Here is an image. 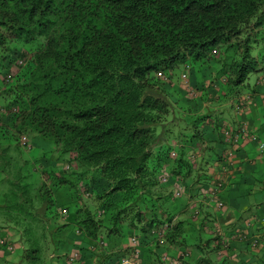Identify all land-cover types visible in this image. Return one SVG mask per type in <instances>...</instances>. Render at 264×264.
<instances>
[{
    "label": "trees",
    "instance_id": "obj_1",
    "mask_svg": "<svg viewBox=\"0 0 264 264\" xmlns=\"http://www.w3.org/2000/svg\"><path fill=\"white\" fill-rule=\"evenodd\" d=\"M262 71L264 0H0V228L21 248L0 233V264H163L169 245L229 264L233 240L262 247L221 223L225 129ZM58 187L74 191L61 207Z\"/></svg>",
    "mask_w": 264,
    "mask_h": 264
},
{
    "label": "crops",
    "instance_id": "obj_2",
    "mask_svg": "<svg viewBox=\"0 0 264 264\" xmlns=\"http://www.w3.org/2000/svg\"><path fill=\"white\" fill-rule=\"evenodd\" d=\"M262 75L264 76V71L256 76V82L250 83L249 89L243 91L238 98L240 105L234 112V123H240L234 125L232 131L235 129L239 131V127H243V130L241 133L239 131L236 139H233L229 146L235 160L234 170L232 175H229L227 184L223 189L224 196H228L229 203L233 204L231 206H234V209H230L228 203V207L224 208L225 212L221 215L223 219L221 223L228 225L227 228L237 227L249 231V236H260L264 241V222L262 218L256 217L257 211L262 209L264 216V205H260L263 204L264 198L257 202L252 195H249V193L262 192L264 189V154L260 152L259 143L257 142L258 140L264 142V83L259 81ZM253 137L256 138L253 139ZM257 204L259 206L251 211L253 216L250 212L246 213L247 208L255 207ZM209 207L210 203H207L205 209L211 210ZM237 210L244 212V215H251L252 220L243 219L244 215L238 216L235 213ZM185 213L186 211L182 215L177 213L175 217H178L177 219L182 218L186 216ZM231 243L230 254L232 257L229 264H264V244L259 249L251 251L246 241L235 239ZM168 250L172 253L175 248L171 245ZM203 254H205V251ZM190 261L191 263L184 264H195L196 258L193 257Z\"/></svg>",
    "mask_w": 264,
    "mask_h": 264
},
{
    "label": "rangeland",
    "instance_id": "obj_3",
    "mask_svg": "<svg viewBox=\"0 0 264 264\" xmlns=\"http://www.w3.org/2000/svg\"><path fill=\"white\" fill-rule=\"evenodd\" d=\"M219 55V54H218ZM217 55V56H218ZM214 63H212V66L210 65H202L201 67L199 68H196L195 67H191L190 71H191V77H192V81H195L198 79V77H200V81H203V80H207L208 77L210 75H212V71L213 69H216V67L218 66V63L217 61H213ZM217 65V66H216ZM216 66V67H215ZM213 67V68H212ZM178 71H180V67L178 66L177 67ZM186 72L185 68L183 69V67L181 68V73L184 74ZM201 72V73H200ZM195 76V77H194ZM256 76H257V73L256 72H251L249 75H248V78H247V81H249L250 83H253L256 79ZM69 191H71L72 195L73 194V189L70 188V190H67L66 188L64 187H58L55 189V192H54V197L56 199V202L57 204L61 207L63 206V203H65L67 200V198H71L72 195L69 194ZM174 196H176V199H173L171 200V203H170V209H174L175 211H178L177 213L179 215H182L186 210H182L183 208L181 207V205L179 206V204L181 203H185L187 201V198L185 196H180L179 197V194L176 195L175 193H173ZM249 195L257 201L259 202L258 200H261L262 198H264V189L262 190V192H255V193H249ZM73 197V196H72ZM222 197V196H220ZM264 201V200H263ZM233 205V204H231ZM253 205V204H251ZM260 205H264V202L263 204H260ZM257 206H259L258 204L254 207H251V208H247L246 210V213H251V215L253 216V212L252 209H255ZM230 209H234V206H230L229 207ZM257 211V210H256ZM263 209L262 210H258L257 211V214H256V217L257 218H262L263 216ZM235 213L238 215V216H243L244 215V212H242L241 210H237L235 211ZM250 215V216H251ZM245 217L243 219H250V216L248 214L244 215ZM253 218V217H252ZM72 219V216L69 215L67 221L71 220ZM245 219V220H246ZM69 227H71V223L69 225ZM68 227V228H69ZM13 226H8V227H2L0 228V233L3 235H6L8 236V238L14 243V249L12 250V253L17 256L18 253L21 252V248H20V243H19V240H18V237H17V234L15 230L12 229ZM73 229H70V232H72ZM67 232V231H66ZM68 233V232H67ZM73 233V232H72ZM57 237V236H56ZM60 237H63V235H61ZM141 264V263H140Z\"/></svg>",
    "mask_w": 264,
    "mask_h": 264
},
{
    "label": "clouds",
    "instance_id": "obj_4",
    "mask_svg": "<svg viewBox=\"0 0 264 264\" xmlns=\"http://www.w3.org/2000/svg\"><path fill=\"white\" fill-rule=\"evenodd\" d=\"M226 130H229V137H231L232 140H233V139H236V136L238 135L239 131H240V133L242 132L243 127H239V131H237L236 129L232 131V128L230 126H228L225 129V131ZM161 229H163V228H161ZM240 231H241L240 233L243 232V230H241V229H240ZM153 232L157 236V239H160V241H162L164 239L162 230L153 229ZM260 239H261V237L257 236V235L250 236V239H249L248 243L250 244V246L256 247V244H257V242ZM0 242H2L1 239H0ZM259 248L260 247H257V249H259ZM136 250H137V252H140V248L139 247H137ZM164 251H166V252H164ZM164 251H163V253L165 255V260H164L163 264H176V262H178L179 264H184L181 261V258L180 259L177 258V256H180V255L182 256V252H176L175 254H174V252L170 253L168 248H164ZM123 260H129V263H127V264H138V262H139V258H137L136 255L133 256L132 254H130V255H127V256L123 257L122 259H120L117 262V264H120Z\"/></svg>",
    "mask_w": 264,
    "mask_h": 264
},
{
    "label": "built area",
    "instance_id": "obj_5",
    "mask_svg": "<svg viewBox=\"0 0 264 264\" xmlns=\"http://www.w3.org/2000/svg\"><path fill=\"white\" fill-rule=\"evenodd\" d=\"M262 82L264 83V78H262ZM226 133H229V130L225 131ZM256 137H253V139H255ZM259 143V149L260 152L264 154V142H261L260 140L257 141ZM129 263V260H123L120 264H127ZM176 264H179L178 262H176Z\"/></svg>",
    "mask_w": 264,
    "mask_h": 264
}]
</instances>
